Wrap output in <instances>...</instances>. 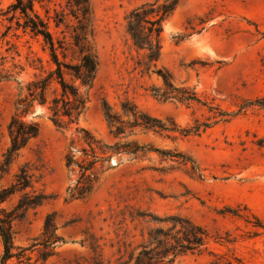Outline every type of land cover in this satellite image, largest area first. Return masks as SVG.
I'll return each instance as SVG.
<instances>
[{
	"label": "rangeland",
	"instance_id": "374dc122",
	"mask_svg": "<svg viewBox=\"0 0 264 264\" xmlns=\"http://www.w3.org/2000/svg\"><path fill=\"white\" fill-rule=\"evenodd\" d=\"M15 1L0 0V13ZM148 1L156 0H91L99 73L79 127L107 145L136 142L167 156L154 151L136 160L125 155L121 163L117 157L100 162L94 192L70 201L67 190L79 180L81 169H68L66 156L72 152L76 160H85L87 137L75 128H56L48 110L38 107L28 120L39 124V136L5 180L12 181L19 167L29 163L35 189L50 196L14 225L16 247L29 249L23 264H89L97 252L105 264H118L123 242L140 245L150 229L160 227L149 222L152 216L170 215L190 219L209 236L205 251L174 264H264V107L257 103L264 100V0H183L163 22L158 66L170 72L176 87L197 94L200 102L191 105L156 99L152 89L162 87V80L136 70L138 53L127 34L126 16ZM65 8L66 0L36 3L44 19L46 10L55 16ZM8 25L0 15V69L4 62L8 68L13 64L12 44L22 52L16 62L25 63L29 46L48 59L42 40L15 30V22L5 37ZM50 27L63 37L64 26L57 29L51 21ZM17 93L16 82H0V163L10 146L8 125ZM104 100L119 115L129 102L168 126L174 122L179 132L200 129L173 138L136 131L117 139L104 117ZM18 199L4 207L12 209ZM50 214H55L62 241L49 248L53 254L45 260L42 234Z\"/></svg>",
	"mask_w": 264,
	"mask_h": 264
},
{
	"label": "trees",
	"instance_id": "16d2710c",
	"mask_svg": "<svg viewBox=\"0 0 264 264\" xmlns=\"http://www.w3.org/2000/svg\"><path fill=\"white\" fill-rule=\"evenodd\" d=\"M41 1L16 0L0 13L10 23L5 37L13 30L12 23L15 22V30H22L25 35L42 40V50L48 56L44 60L29 46L25 63L21 60L16 62L17 57H22V52L18 46L12 44L16 54L11 57L13 64L8 68L4 62L0 69V82H16L18 90L15 114L8 125L10 146L0 163V264H23L27 259L26 252L29 249L15 245L14 225L18 221H25L30 210L43 206L50 199V196L35 189V174L29 163L20 166L13 180L5 183L15 161L39 136V124L28 120L38 107L48 110L49 118L56 128H75L77 134H85L87 137L85 141L89 150L84 152L85 160H76L72 152L66 156L68 169L73 166L81 169L79 180L67 190L70 201L86 198L94 192L99 178L96 166L100 162L110 163L113 157H117L121 163L125 155L130 161L136 160L154 151L167 156L166 152L153 150L136 142L107 145L97 140L88 130L79 127L80 118L88 110L99 73L92 3L91 0H66L65 9L55 11V16H51L48 9L47 18L44 19L36 9V3ZM182 1L146 2L126 16V29L138 53L136 70L142 76L155 74L162 80V87L152 89L153 96L162 102L191 105L200 102L197 94L187 88L176 87L170 72L158 66L162 53V24L174 14ZM70 18L76 21L75 25L71 24L72 20H68ZM51 21L57 29L62 26L66 28L61 32L62 38L52 33ZM10 50L11 48L8 51ZM28 74L29 79L21 80L23 75ZM257 103L264 107V100ZM122 109L123 115L114 113L110 104L103 101L104 117L111 135L117 139L136 135V131L143 134H166L173 138L172 134L189 136L198 133L200 129L199 126L179 132L174 122L168 126L164 121L142 112L129 102L123 104ZM16 196L19 199L12 209L5 208L4 205ZM149 222L160 227L150 229L144 242L136 247L132 243L123 242L118 251V264H174L182 256L201 254L206 250L209 237L207 231L188 218L178 215L152 216ZM57 230L55 214L48 215L42 234L43 245L47 251L45 260L53 254L52 249L56 244L62 241ZM49 248L52 249L49 251ZM67 264L84 263L77 260ZM89 264H105L102 253L97 252Z\"/></svg>",
	"mask_w": 264,
	"mask_h": 264
}]
</instances>
